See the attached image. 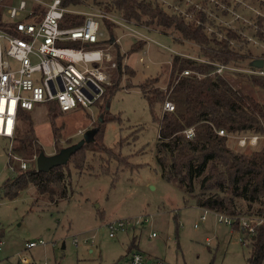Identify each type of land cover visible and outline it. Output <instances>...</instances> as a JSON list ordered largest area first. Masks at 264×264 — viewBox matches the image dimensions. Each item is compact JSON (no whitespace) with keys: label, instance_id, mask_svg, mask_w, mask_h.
Wrapping results in <instances>:
<instances>
[{"label":"rangeland","instance_id":"1","mask_svg":"<svg viewBox=\"0 0 264 264\" xmlns=\"http://www.w3.org/2000/svg\"><path fill=\"white\" fill-rule=\"evenodd\" d=\"M5 1L2 0L0 7L5 9V19H10L6 14L7 5L18 7L22 0ZM159 1L170 4L174 10H186L185 3L201 0H183L184 4L180 0ZM26 2L27 8L38 18L52 0ZM78 2L68 9L85 12L90 6L106 8V3L111 4V0ZM136 22L143 28L150 26L149 30L154 33L147 41L135 37L137 42L133 45L146 43L130 56L129 64L136 69L135 73L123 74L119 90L108 99L107 110L100 109L102 99L86 109L79 107L68 112L41 103L19 117L21 130L23 116L28 114L34 120L41 149L38 155L42 150L48 155L57 154L64 147L79 142L87 129L101 123L102 116L106 120L96 135L97 145L84 146L79 154L84 164L78 168L72 159L67 163L68 196L53 201L34 185L12 199L0 196V233L5 240L0 255L9 256L13 263L17 260L14 255L25 248L26 242L41 239L45 245L33 247L27 253L33 264H114L135 250H140L147 258L162 259L166 264H252L250 238L247 243L243 242L241 232L220 221L217 213L197 207L192 197L161 176L155 159L157 118L170 98L166 96L152 107L138 84L157 77L156 84L152 82L151 86L155 84L168 94L174 55L178 52L195 55L197 44L190 41L179 44L173 35L172 38L160 36L154 31L159 32L158 29ZM127 40H122L125 50L129 47L124 43ZM254 52L258 57L262 53L260 49ZM244 78L241 83L234 78L231 80L243 86ZM109 81H112L110 73ZM260 96L264 99L262 94ZM241 138L231 133L227 143L240 151L264 147V135L257 144L245 147L239 143ZM10 143L11 140L0 135V190L14 175L8 165ZM17 143L14 138L13 145ZM38 155L22 161L32 167ZM203 214H206L205 220L201 219ZM145 215L152 219L140 223ZM118 219H129L131 225L112 237L102 226L108 220ZM197 222L199 225L195 226ZM154 230L157 235L151 238L149 235Z\"/></svg>","mask_w":264,"mask_h":264},{"label":"trees","instance_id":"2","mask_svg":"<svg viewBox=\"0 0 264 264\" xmlns=\"http://www.w3.org/2000/svg\"><path fill=\"white\" fill-rule=\"evenodd\" d=\"M79 3L78 0H62V5L67 8ZM185 4L186 10H174L170 4L159 0H111V4L106 3L105 7L121 11L128 19L151 25L159 30L158 33L173 35L179 44L185 41L197 44L195 55L183 52L174 55L168 94L155 85L157 77L138 86L152 107L164 101L166 96L175 104L173 111H163L157 118L159 133L155 159L161 176L192 197L197 207L235 218L233 228L238 230L239 216H264V147L240 151L227 143L231 133L242 137L264 135V99L260 96H264V72H259L264 71V0H201ZM3 8L0 7V28L14 31V23L5 19ZM84 19L85 15L69 10L60 23L70 27L83 24ZM104 22L109 33L117 35L114 24ZM64 44L81 45L80 41ZM145 44L133 45L128 54L141 50ZM255 49L262 52L260 57L255 55ZM112 53L116 62L115 69H108L112 81L104 83L103 94L96 102L104 100L101 111L103 107L107 110L108 99L119 90L123 74L130 72L133 75L136 70L123 63L126 54L121 52L119 44ZM258 58L263 60L262 66L254 64ZM218 64L229 68L220 73ZM186 69L192 72L184 74ZM232 78L238 82L244 78L245 84L240 86ZM152 82L155 83L153 87ZM47 104L63 112L57 102ZM26 112L23 109L18 111L14 132L18 143L11 147L15 155L25 160L41 151L34 120L26 114L22 120L23 129L18 126L19 117ZM105 120L102 116L97 125L99 130ZM189 126L196 129L192 139L184 133ZM220 129H224L226 135L219 134ZM89 144L97 145L96 137L93 142L84 143L68 162L72 159L78 168L81 167L84 158L79 160L78 156ZM11 161L16 171L2 186L0 196L15 198L31 185L40 193H47L53 201L68 196V162L42 172L37 164L23 169L19 160L12 157ZM248 237L251 263L262 264L264 223L257 228L255 235Z\"/></svg>","mask_w":264,"mask_h":264},{"label":"built area","instance_id":"3","mask_svg":"<svg viewBox=\"0 0 264 264\" xmlns=\"http://www.w3.org/2000/svg\"><path fill=\"white\" fill-rule=\"evenodd\" d=\"M1 4L2 0L0 6ZM89 8L85 12L73 10L74 13L85 15L83 24L64 27L60 21L70 9L62 5V0H52L47 10L38 18L32 9L27 8L26 0H22L18 7L7 5L6 14H9V20L14 23V31L0 28V135L11 140L8 165L13 171L16 169L10 162L12 157L21 161L23 169L28 166L22 161L23 158L11 150L20 109L33 110L41 103L57 102L61 110L67 112L79 106L88 108L102 96L104 83L109 82L108 69L116 67L112 50L122 39L120 35L112 36L104 21L113 23L116 29L120 28L130 37L145 41L149 39L147 33L150 26L140 27L134 19L103 7ZM70 41H80L81 45L64 44ZM218 65L217 71L220 73L229 68L228 65ZM191 72L189 69L183 71L184 74ZM197 75L201 76L199 73ZM174 109V102L167 99L163 110ZM218 132L226 135L224 129ZM184 133L187 138L192 139L196 135V129L189 126L184 129ZM258 139L257 135L248 138L245 136L239 143L241 146L257 144ZM215 213L219 215L220 221L233 227L235 218L217 211ZM151 219V216L145 215L140 223ZM201 219L205 220L206 214L201 215ZM237 220L241 240L247 243L246 236L256 234L257 228L264 223V216L241 215ZM130 223L129 219L108 220L102 228L108 229L109 235L113 237L118 231L127 229ZM198 225L197 222L195 226ZM156 235L154 230L149 236L154 238ZM4 243L0 234V254L4 250ZM45 243L41 239L29 240L25 248L14 255L17 258L14 263L9 262L8 257L0 255V264H30L32 258L28 257V251ZM149 259L151 258H147L140 250H135L114 264H147ZM150 264L166 262L155 258L151 259Z\"/></svg>","mask_w":264,"mask_h":264},{"label":"water","instance_id":"4","mask_svg":"<svg viewBox=\"0 0 264 264\" xmlns=\"http://www.w3.org/2000/svg\"><path fill=\"white\" fill-rule=\"evenodd\" d=\"M254 64L262 66L263 60L257 59ZM99 126L90 127L84 132L83 138L68 147H64L57 154L48 155L43 150L36 158V164L39 171H50L51 169L63 165L68 162L70 157L76 152L84 143L93 142L95 140L96 134L99 132ZM151 259L147 261L150 264Z\"/></svg>","mask_w":264,"mask_h":264},{"label":"crops","instance_id":"5","mask_svg":"<svg viewBox=\"0 0 264 264\" xmlns=\"http://www.w3.org/2000/svg\"><path fill=\"white\" fill-rule=\"evenodd\" d=\"M119 30H120V33L118 32ZM115 33H116L117 35H120V36L122 37L121 42H120L119 45H120V48H121V52H123L124 54H126V57L124 58L123 63L126 64V65H128V66H130L131 68H133V67L129 64V63H130V56H131L133 53H136L137 51H134L132 54H128V50L133 46L134 43L137 42V40L135 39V37H130V36L124 34L120 28H117V31H116ZM151 33H154V32L149 31L147 34L150 35ZM155 33H157V34L160 35V36H164V35H166V36H168L169 38H172L171 35H167V34H164V35H163V34L158 33V32H156V31H155ZM117 35H116V36H117ZM125 38H126V39H129V41L127 40V41L124 42L125 44H128V45H129V47H128L127 50L124 49L125 46H123V44H122V40L125 39ZM138 51H139V50H138ZM196 206H197V205H196ZM102 229H103V228H102ZM125 256H126V255H125ZM7 257H8V259H9V262L12 261V263H13V260L10 259L9 256H7ZM14 262H15V261H14ZM7 264H8V263H7Z\"/></svg>","mask_w":264,"mask_h":264},{"label":"bare ground","instance_id":"6","mask_svg":"<svg viewBox=\"0 0 264 264\" xmlns=\"http://www.w3.org/2000/svg\"><path fill=\"white\" fill-rule=\"evenodd\" d=\"M0 122H1V120H0Z\"/></svg>","mask_w":264,"mask_h":264}]
</instances>
